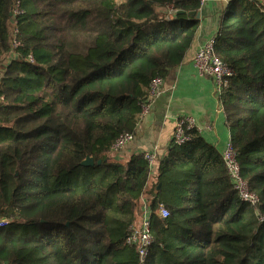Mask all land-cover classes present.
<instances>
[{
    "label": "trees",
    "instance_id": "16d2710c",
    "mask_svg": "<svg viewBox=\"0 0 264 264\" xmlns=\"http://www.w3.org/2000/svg\"><path fill=\"white\" fill-rule=\"evenodd\" d=\"M200 6L0 0V262L139 264L126 236L152 168L144 152L113 159L111 146L133 133L152 79L182 62ZM214 37L232 72L218 100L258 203L239 198L221 152L187 130L155 160L145 264H264V4L230 0Z\"/></svg>",
    "mask_w": 264,
    "mask_h": 264
},
{
    "label": "crops",
    "instance_id": "0c3cea01",
    "mask_svg": "<svg viewBox=\"0 0 264 264\" xmlns=\"http://www.w3.org/2000/svg\"><path fill=\"white\" fill-rule=\"evenodd\" d=\"M229 1L201 2L198 10L200 23L190 48L182 62L162 80L163 92L152 100L148 113L138 121L133 131L134 138L121 150L110 151L113 159L125 160L132 154L145 151L153 152L156 158L165 155L172 141L176 120L180 116L193 117L200 135L222 152L230 140L224 112L213 88L212 79L198 73L193 65V57L206 39L215 36L222 11ZM258 1L264 4V0ZM153 171H156V165ZM156 177L157 173L153 178L150 174L147 189L138 200V210L143 199L149 200Z\"/></svg>",
    "mask_w": 264,
    "mask_h": 264
},
{
    "label": "built area",
    "instance_id": "2783aa9c",
    "mask_svg": "<svg viewBox=\"0 0 264 264\" xmlns=\"http://www.w3.org/2000/svg\"><path fill=\"white\" fill-rule=\"evenodd\" d=\"M203 0H201L202 2ZM16 14L18 10L14 11ZM215 37L211 36L206 39L196 50L193 57V65L200 75L207 76L213 81V88L216 94L219 96L223 87L227 85L228 78L232 74L228 66L216 56L214 50ZM14 46L18 45V42H13ZM31 60V57H30ZM2 70H0V80L2 77ZM163 92L162 79L154 78L149 84V93L147 100L142 103V113L147 114L150 108L152 100L158 97ZM195 128V121L191 116H180L177 118L172 140L175 144H183L189 140L187 130ZM131 132L121 133L114 141L111 149L114 151L121 150L128 142L133 139ZM222 158L224 160L227 172L233 183L234 189L237 191L239 198L255 207L258 203L257 196L248 189L247 183L240 177L239 165L235 159L234 151L231 146L230 140L224 146L222 152ZM144 158L148 162L149 166L153 169L156 157L153 152L145 151ZM161 217H167L168 212L162 204H159L156 210ZM138 219L136 223H132L129 227L128 234L126 236V243L135 247L139 264H145L152 244L151 237V223L150 214L151 209L148 200H142L139 210L137 211ZM264 221V217L262 218ZM6 221H0V226L6 225ZM0 264H7L0 262Z\"/></svg>",
    "mask_w": 264,
    "mask_h": 264
},
{
    "label": "water",
    "instance_id": "95a60500",
    "mask_svg": "<svg viewBox=\"0 0 264 264\" xmlns=\"http://www.w3.org/2000/svg\"><path fill=\"white\" fill-rule=\"evenodd\" d=\"M191 15H193L195 18H199L200 13L198 11L196 12H190ZM100 162V161H98ZM81 164L84 166H92L94 164L93 158L91 156H86L82 161ZM7 264H9V262H5Z\"/></svg>",
    "mask_w": 264,
    "mask_h": 264
},
{
    "label": "rangeland",
    "instance_id": "374dc122",
    "mask_svg": "<svg viewBox=\"0 0 264 264\" xmlns=\"http://www.w3.org/2000/svg\"><path fill=\"white\" fill-rule=\"evenodd\" d=\"M155 175H156V171H153V169H152V171H151V178H153Z\"/></svg>",
    "mask_w": 264,
    "mask_h": 264
},
{
    "label": "bare ground",
    "instance_id": "6f19581e",
    "mask_svg": "<svg viewBox=\"0 0 264 264\" xmlns=\"http://www.w3.org/2000/svg\"><path fill=\"white\" fill-rule=\"evenodd\" d=\"M145 114H143V116H144ZM133 134V133H132ZM134 136V135H133ZM134 138V137H133ZM173 141V140H172ZM112 150V149H111ZM112 151H114V150H112ZM117 152V151H116Z\"/></svg>",
    "mask_w": 264,
    "mask_h": 264
}]
</instances>
